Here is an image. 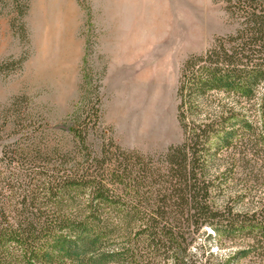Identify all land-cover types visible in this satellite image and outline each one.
<instances>
[{"label": "trees", "instance_id": "trees-1", "mask_svg": "<svg viewBox=\"0 0 264 264\" xmlns=\"http://www.w3.org/2000/svg\"><path fill=\"white\" fill-rule=\"evenodd\" d=\"M221 1L238 27L180 69L181 143L143 154L111 138L96 153L89 135L106 128L95 108L69 129L75 152L44 129L2 147L0 264H212L190 254L206 228L254 243L230 259L264 262V205L237 207L264 168V0Z\"/></svg>", "mask_w": 264, "mask_h": 264}, {"label": "rangeland", "instance_id": "rangeland-1", "mask_svg": "<svg viewBox=\"0 0 264 264\" xmlns=\"http://www.w3.org/2000/svg\"><path fill=\"white\" fill-rule=\"evenodd\" d=\"M225 7L221 0H0V157L4 145L34 129H44L62 154L75 152L69 129L95 108L106 128L89 135L96 153L111 138L143 154L181 143L180 69L236 31ZM259 165L239 209L264 205ZM246 173L233 182L235 191H245ZM212 234L206 228L197 236L192 260L264 264L253 254L230 259L250 240Z\"/></svg>", "mask_w": 264, "mask_h": 264}]
</instances>
